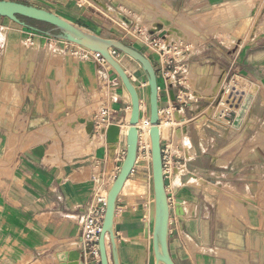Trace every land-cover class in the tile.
<instances>
[{
  "label": "crops",
  "instance_id": "0c3cea01",
  "mask_svg": "<svg viewBox=\"0 0 264 264\" xmlns=\"http://www.w3.org/2000/svg\"><path fill=\"white\" fill-rule=\"evenodd\" d=\"M93 1L128 17L131 23H123L137 27V32L146 24H142V16L149 19V12L155 13L157 20L171 18L168 24L182 32L171 42L166 35L162 37L163 28H147L143 38L135 36L122 26L121 19ZM232 1L21 0L46 8L86 32L124 41L146 54L158 70V55L149 45L153 37L191 46L183 60L185 89L180 93L187 103L176 111L178 124L169 126L179 162L173 177L166 178V188L172 208L181 198L185 212L184 218L172 213L170 221L169 249L176 264L261 262L264 230L260 231L263 221L255 213V186L264 166V142L251 147L254 133L244 148H237L247 131L264 121V95L260 100L256 95L243 122L240 110L246 92L240 94L237 105L222 113L223 117L215 112L214 103L232 73L264 87V36L245 43L236 38L230 49L216 38L204 18L199 21L203 25L196 30L199 33L183 28L178 21L195 23L212 8ZM259 8L251 9L252 18L259 17ZM27 21L42 28L41 22ZM2 31L6 41H0V264H60L66 251L81 248V225L95 194L94 179L99 178L109 190L119 173L131 101L118 74L91 57L83 58L82 48L75 44L0 16ZM74 51L73 58L70 53ZM118 59L136 86L144 76L148 79L130 56L121 52ZM158 78L162 109L176 100L179 89H167L159 72ZM250 96L255 99L252 93ZM105 108L113 115L110 123L103 124L101 112ZM96 119L103 128L120 124L122 137L116 148L98 127L92 137L86 132L87 122ZM139 130L142 134V128ZM225 135L233 140L220 144ZM248 147L251 150L245 151ZM209 148L211 152H207ZM179 168L185 170L178 176ZM194 175L204 179L203 185L191 183ZM222 190L237 195L250 207L239 204L230 208L220 197ZM186 204H191L190 210ZM154 212L152 164L142 143L117 199L114 231L119 264H155ZM107 246L110 264H114L110 242ZM85 264H96V260L88 259Z\"/></svg>",
  "mask_w": 264,
  "mask_h": 264
},
{
  "label": "water",
  "instance_id": "95a60500",
  "mask_svg": "<svg viewBox=\"0 0 264 264\" xmlns=\"http://www.w3.org/2000/svg\"><path fill=\"white\" fill-rule=\"evenodd\" d=\"M18 15L26 19L43 22L55 26L58 31L52 33L42 30L39 26L30 24L26 19H21ZM0 16L7 17L11 21L50 35L56 39L65 40L78 44L91 51L99 52L112 69L118 74L123 85L127 89L131 98V112L129 118V128L125 131V158L120 167L119 173L114 180L112 186L108 190L106 201V211L102 231L99 237V252L101 264H110V256L107 243L112 246V259L114 264H119L116 236L114 231V218L116 213L117 199L122 191L126 181L132 173L138 159L140 131L137 127L141 118V100L137 86L134 84L130 76L120 62L114 58L111 53V48H116L120 52L130 56L137 61L145 71L148 78L149 87V120L151 123V157H152V177L154 187V224H153V250L155 256V264H176L171 256L169 249V231L172 213H175L180 218H184V209L182 207L183 200L177 198L174 208L170 203L169 195L166 188V178L163 169V154H162V136L160 129L159 117V81L157 70L152 60L140 50L126 44L124 41L115 38H103L95 34L86 32L74 26L67 19L58 14L31 4L15 0H0ZM120 18L127 24L131 20L125 15H120ZM166 32H163V36ZM172 99L174 94L171 92ZM86 132L89 135L96 133L95 121L87 122ZM101 133H106L107 142L118 145L121 142L120 124H111L106 129L102 128ZM85 251L81 249L66 251L61 258L60 264H85L88 260Z\"/></svg>",
  "mask_w": 264,
  "mask_h": 264
},
{
  "label": "rangeland",
  "instance_id": "374dc122",
  "mask_svg": "<svg viewBox=\"0 0 264 264\" xmlns=\"http://www.w3.org/2000/svg\"><path fill=\"white\" fill-rule=\"evenodd\" d=\"M15 1H17V0H15ZM29 1H32V0H29ZM37 2H41V0H37ZM93 2L99 8L101 7V9H103L102 6H100L97 2H95V1H93ZM246 2H247V6L249 7V11H248L249 13L246 14V17L243 16V17H239L238 19L236 18L237 19L236 25L238 24L237 26L236 25L233 26L229 22H228L229 24L226 23L229 19H234V13L232 12V10L230 8L228 10L227 16L214 17V14H215L214 11L216 10V8H212L209 13H206L203 16L202 15L199 16L197 18L199 20H197V22H195V23L188 20V19L187 20L180 19L178 21L180 22V24L182 23L183 28L190 29L194 32L199 33L196 30H199L198 28L203 26L202 24L199 23V21H201L204 18L207 21L206 25L212 27L215 30L216 38L218 40H220L224 44V46L232 49L234 44H235L234 41L236 40V38H241L242 43H245V42H251L252 38L264 36V0H246ZM41 3H43V1ZM229 3H231V2H229ZM229 3H227V4H229ZM252 6H254V7H252ZM256 7H260L258 10L259 17L253 19L251 16V9H253V8L255 9ZM106 13L110 14L109 12H106ZM110 15H112V14H110ZM112 16H114V15H112ZM114 18L120 19L118 16L117 17L114 16ZM148 18L149 19L145 18V16H142V19H141L142 24H144V23H146V24L144 26H142L141 29L138 30V32L136 31L137 27H133V26L127 27V25H125L123 23L125 21H121V20H120V23L122 24V26L124 28H127V30L132 31L135 36H140L141 38H143L147 33V28L157 29L153 25L155 24L156 21H161V20L155 19V13H153V12H149ZM168 20H171V18H169ZM168 20H163V21H161V23L164 25L163 29L167 30L166 31V40L171 42V40L176 38L180 34V32H182V31L179 30L175 25L168 24V22H167ZM205 20H203V21H205ZM41 24H42V26H45L43 23H41ZM158 29H160V28H158ZM167 34H170V35L167 36ZM135 36H134V38H135ZM167 37H168V39H167ZM154 38H158V37H153L152 40ZM0 41L2 43H4L3 41H6V35H5L4 31L0 32ZM164 43H165V41H164ZM152 51H153V49H152ZM70 54H71L70 56H72L74 58L75 54L74 55H73V53H70ZM192 69L195 70L194 65H193ZM156 70L158 71L157 67H156ZM193 70L190 71V73H189L190 75L193 73ZM203 72H204V75H206V69L205 68H204ZM218 73H219V70H218ZM234 75L235 74L232 73L229 76L227 83H225L226 84L225 88L220 93L218 100L215 101V103H214V106L216 107L215 112L219 113L220 116H222V113L229 112L230 107H229V105H227V103L225 101H223V98L225 99V97L228 96L229 92L234 90V88L236 87V89L240 92V94H245V92H246V96H244L245 98L241 104V110H240V112H242L241 118H242V122H243L244 120L246 121V116H247V113H249L251 103L254 100L256 101V95H258L257 99H259V100H260L261 95H264V87L262 85L250 82V80L245 75H242V76H234ZM158 81H159V78H158ZM137 88L140 91V96L142 98V105H144L143 106L144 111L142 113V118L146 117V119L148 120L149 119V87H148V79L146 80V76L143 77L142 82L138 83ZM216 91H215V93H216ZM223 91H224V94H222ZM251 93H252V95H254L255 99L251 98V96H250ZM175 116H177V115L175 114ZM164 128H165V131L167 133V134L165 133L166 137H167L170 134L169 133L170 127L164 126ZM242 132H244V131L242 130ZM257 133H260L259 138L257 136ZM253 134H254V136L252 137L251 142L249 143V144H252L251 147L253 145H255L256 143H258L257 146L263 144V142H264V121L258 122V124L254 126V128L252 127L251 129H249L247 131V133L245 134L244 138L243 137L241 138V136H238V138L240 137L241 140L238 143L237 149H240V147L244 148L248 139ZM143 136L145 137V132H144V129L142 128V143L148 146L147 141L145 140V138ZM229 138H230L229 135H225V139L224 140L221 139L222 140L221 142L219 141L220 144L224 145V143H229L231 140H233V138H231L230 140H229ZM254 148H252V149H254ZM246 149L247 150H245V151L251 150V148L249 149V147ZM211 151H212L211 148H209L207 150V152H211ZM178 160L179 159L175 160L176 163ZM171 175H172V173H170V176ZM255 187H256V190L258 192L256 197H255V200L258 202V207H257V209L255 208V210H256L255 213H256V215L257 214L259 215L261 222L263 221V223L260 224V231H262V230H264V166L260 167V176H259L258 182H256ZM220 197L222 199H224V201L227 202L230 205L229 207H231V208H233V206H236L239 204L241 206L246 205L248 208L250 207L246 201L242 200L240 197H238L235 194L229 193L227 190H222ZM247 199L250 200L251 197H248ZM213 204H216V202H214ZM236 214H238L239 216H242V214H239L237 212H236ZM221 221L225 222V220H223V219H221ZM260 236H262V235H260ZM263 239H264V237H263ZM193 245L195 246V244H193ZM202 250H203V248H202ZM262 250L263 251L261 253L262 257L260 258V261H261L260 264H264V242L262 243Z\"/></svg>",
  "mask_w": 264,
  "mask_h": 264
},
{
  "label": "built area",
  "instance_id": "2783aa9c",
  "mask_svg": "<svg viewBox=\"0 0 264 264\" xmlns=\"http://www.w3.org/2000/svg\"><path fill=\"white\" fill-rule=\"evenodd\" d=\"M164 36L162 37L164 38ZM163 38L158 37V38H154L153 40L152 39L149 40L150 41L149 45L158 55L159 70L157 71V74L159 72V75L162 78V81L165 83L167 89L170 88L172 89L173 87H176L177 89H179L178 90L179 94L177 95L176 100L170 101L168 106L162 109L159 108V117H160L159 126L161 127L164 124H168L170 127H174V125L178 124V121L175 118L176 111L179 108H181V106H185L187 103L184 93L183 95H180V93L183 92V89H185L183 60L187 55L186 53H190L191 46L183 41L164 43L165 39ZM66 43L75 44L68 41H66ZM75 45L82 48L81 56L83 58L89 59L91 57L104 68L106 67L112 68L111 66H109V63L99 52L91 51L78 44ZM110 53L116 59L119 58L121 54V52L116 48H111ZM73 54H77V52L74 51ZM222 94H224V91ZM239 97H240V92H238L237 89H234L229 92L228 96L225 97V99L223 98V101H225L229 105V107L233 108L235 105L238 104ZM141 105H142V100H141ZM142 113H143V109L141 108V118H142ZM112 115H113V111L110 110L109 108H105L104 110H102L101 117L103 124H105L106 121L110 123ZM100 121H101L100 119H96L95 128L98 127L101 132V129L103 127H99ZM145 122L147 123V119L145 120ZM161 136L163 138L162 133ZM174 142H175L174 137L169 135L166 137V139H164V145L162 146L163 169H164L165 178L170 177V173H173L174 168L177 166V163L179 162V160L177 161V163L175 161L177 158H179V156L174 150V146H175ZM139 145L140 146L142 145L141 140L139 142ZM145 146L147 147L148 155H150L151 152L149 147L147 145ZM125 154H126V150H122L120 153L121 160H124ZM94 180L96 183L95 194L92 199V202L89 204L87 214L85 218L82 220V225H81L82 241H81L80 249L85 251L89 259L91 258L95 259L96 264H100V252H99L98 242L105 217L106 201H107L106 192L108 190H106V188L102 184V181H100L99 178H96ZM169 199H170V203H172L170 197Z\"/></svg>",
  "mask_w": 264,
  "mask_h": 264
},
{
  "label": "bare ground",
  "instance_id": "6f19581e",
  "mask_svg": "<svg viewBox=\"0 0 264 264\" xmlns=\"http://www.w3.org/2000/svg\"><path fill=\"white\" fill-rule=\"evenodd\" d=\"M96 2V1H95ZM99 4V3H98ZM251 4V3H250ZM100 6H102V10H104V12H109L110 14H112V15H114V16H118L119 18H120V16L119 15H117L118 13H116L115 11H113V10H108V8L104 5V4H99ZM252 7H254V6H252ZM101 8V7H100ZM229 8L232 10V12L234 13V19H229L226 23H230L231 25H233V26H235L236 25V23H237V19L239 18V17H243V16H245L246 17V14L247 13H249L248 11H249V7L247 6V2H246V0H234L233 2H231V3H229V4H224V5H221V6H219V7H217L216 8V10L214 11V17H220V16H227V14H228V10H229ZM254 10V9H253ZM157 14V13H156ZM244 17V18H245ZM255 17V16H254ZM254 17H253V19H254ZM237 18V19H236ZM121 19V18H120ZM243 19V18H242ZM252 19V20H253ZM122 20V19H121ZM124 21V20H123ZM251 21V20H250ZM255 22V21H254ZM228 23V24H229ZM246 24V23H245ZM238 25V24H237ZM236 25V26H237ZM155 28H163L164 27V25L161 23V21H156L155 22V24L153 25ZM240 26V25H239ZM165 31H167V30H165ZM168 35H170V34H167V36ZM246 38V37H245ZM117 60L120 62V60L117 58ZM121 64V63H120ZM110 65V64H109ZM122 65V64H121ZM195 66V68H196V65H194ZM201 73H202V71H201ZM203 79H204V77H203ZM205 80V79H204ZM204 83V82H203ZM203 85V84H202ZM236 86V85H235ZM203 90V89H202ZM217 89H215V91H216ZM125 94H126V97L129 99V101H131V98H130V94H129V92L127 91V89L125 88ZM228 105V104H227ZM143 106L144 105H141V108L143 109ZM249 107V106H248ZM144 111V110H143ZM180 111L182 112V114H184V112L182 111V109H180ZM145 120H146V117H143V118H140V121H139V123H138V125H137V127L138 128H143L144 129V132H145V140L147 141V144H148V146H149V149H150V152H151V136H150V128H151V123H150V121H149V119L147 120V123L145 122ZM164 126L165 127H168L169 125L168 124H164ZM164 126L162 125L161 127H160V129H161V133H162V135L164 136L165 135V133H166V131H165V128H164ZM126 129L128 128V125H125L124 126ZM167 129V128H166ZM140 131V130H139ZM167 134V133H166ZM259 134L260 133H257V136H258V138H259ZM140 135H141V140H142V134H141V132H140ZM139 135V136H140ZM94 136V135H93ZM166 136V135H165ZM180 136V132L178 133V137ZM91 137H92V135H91ZM90 137V138H91ZM256 137V136H255ZM187 141H188V139L186 138V144H187ZM250 145H252V144H250ZM116 144H111V147L112 148H116ZM253 147V146H252ZM236 148V147H235ZM233 156V155H232ZM149 159L151 160V164H152V157H151V153H150V155H149ZM224 165H226V164H224ZM185 169L183 168V169H181V168H179V170L177 171V175L179 176V174L182 172V171H184ZM173 174H174V170H173V173H172V177H173ZM203 182H205L204 181V179H202V178H200L199 176H197V175H194V177H193V179L191 180V183L192 184H194V185H198V186H200V185H203ZM205 184V183H204ZM210 184V183H209ZM213 184V183H212ZM225 184V183H224ZM218 186V185H217ZM225 186V185H224ZM204 187V186H203ZM212 187V186H211ZM226 187V186H225ZM201 188V187H200ZM229 188V187H228ZM216 189V188H215ZM223 189V188H222ZM210 190V189H209ZM208 190V192H210ZM212 190H213V188H212ZM211 190V191H212ZM218 190V189H217ZM229 190V189H228ZM236 190V189H235ZM214 191V190H213ZM213 191H212V193H213ZM238 192V191H237ZM207 193V192H206ZM241 194V193H240ZM108 197V191L106 192V198ZM245 197V196H244ZM247 197V196H246ZM221 202V201H220ZM228 204V203H227ZM219 205V204H218ZM229 205V204H228ZM193 206V205H192ZM230 206V205H229ZM233 206V205H232ZM154 207H155V201H154ZM186 208L187 209H191V204H186ZM221 208V207H220ZM231 208V207H230ZM228 210H230V209H228ZM194 211H195V209H194ZM220 211V210H219ZM234 211V210H233ZM222 212V211H221ZM236 215V214H235ZM226 217V216H225ZM247 222V221H246ZM247 224H248V222H247ZM232 232V231H231ZM188 238H190V237H188ZM191 240V239H190ZM189 240V241H190ZM189 243V242H188ZM192 244H194L193 242H191ZM195 246L197 247V245L195 244Z\"/></svg>",
  "mask_w": 264,
  "mask_h": 264
},
{
  "label": "trees",
  "instance_id": "16d2710c",
  "mask_svg": "<svg viewBox=\"0 0 264 264\" xmlns=\"http://www.w3.org/2000/svg\"><path fill=\"white\" fill-rule=\"evenodd\" d=\"M18 17L19 18H21V19H26L25 17H23V16H20V15H18ZM26 20H30V19H26ZM41 23H43V22H41ZM45 26H42V30H44V31H49V32H52V33H56L57 31H58V29L55 27V26H53V25H50V24H47V23H43Z\"/></svg>",
  "mask_w": 264,
  "mask_h": 264
}]
</instances>
